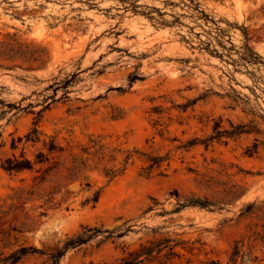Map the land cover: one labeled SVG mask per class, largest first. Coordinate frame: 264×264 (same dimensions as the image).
Returning <instances> with one entry per match:
<instances>
[{"label": "rangeland", "instance_id": "obj_1", "mask_svg": "<svg viewBox=\"0 0 264 264\" xmlns=\"http://www.w3.org/2000/svg\"><path fill=\"white\" fill-rule=\"evenodd\" d=\"M2 42L37 59L0 57V199L30 178L2 162L36 151L25 142L36 124L62 144L101 134L143 154L107 185L88 171L96 189L105 185L95 204H83L91 192L76 182L33 231L0 225V255L21 244L61 247L98 227L125 234L102 232L61 264H110L158 241L163 251L141 264H228L234 241L264 224V0H0ZM239 124V136L196 140ZM147 155L167 158L146 174ZM225 185L236 193L219 206L175 211L186 197L216 200ZM171 246L176 254L165 256ZM253 253L264 264L262 242Z\"/></svg>", "mask_w": 264, "mask_h": 264}, {"label": "trees", "instance_id": "obj_2", "mask_svg": "<svg viewBox=\"0 0 264 264\" xmlns=\"http://www.w3.org/2000/svg\"><path fill=\"white\" fill-rule=\"evenodd\" d=\"M34 54L29 51L16 50L11 42L0 44V57L12 60L19 57L27 60L28 58L35 59ZM244 132H246V125L239 124L233 125L232 130L218 129L215 135H211L203 141L196 140L208 145L210 141L220 139L224 135L239 136ZM22 139L23 137H20L18 141ZM25 142H31L33 145L40 144V146L32 155L22 151L20 155L7 156L2 162L4 170L11 174H30V178L26 176L21 179L22 185L13 188L11 193L0 199V225L9 223L8 230L3 229L4 233L14 231L18 234H25L33 231L40 218L47 215L50 208L59 207L76 193L69 189V185L76 182L81 185L80 191L91 192L85 197L83 204L97 203L105 185L122 175L136 154H143L138 149L129 150L113 146L101 134H92L86 142H80L76 145L72 143L62 144L56 136L44 134L37 124L26 134ZM13 144L15 147L16 141ZM120 155H124L121 160L119 159ZM147 156L151 163L146 167V174H150L154 166H161L167 158L165 156ZM96 170L101 171L107 177L106 184L97 189L94 187L95 184L87 178L88 171ZM84 178H86L85 181ZM235 193L233 186L225 185L218 192L216 200L209 197H186L184 201L178 202L175 211H180L187 206L202 208L219 206L228 197L234 196ZM58 195L60 196L56 200ZM40 199H44V202L35 206L33 203ZM28 203H32L30 208L27 206ZM253 206L254 204H250L248 208L251 209ZM38 207L41 210L37 214H32L31 210L35 211ZM102 232H107L104 239L120 237L125 234L124 232L116 233L115 230L110 229L84 227L82 231L64 241L61 247L45 249L35 245L21 244L9 254L2 253L0 264H18L25 257L32 255L46 256L48 264H61L62 258L69 249L89 242ZM254 242L264 244V224L254 223L250 225L248 233L234 241L229 253L228 264H259V257L253 253ZM163 243L158 241L152 242L150 245L142 244L138 251L123 256L110 264H141L144 259L154 254H160L164 249ZM173 248L174 246H171L170 253L165 254V256L176 254ZM210 264H221V262L212 260Z\"/></svg>", "mask_w": 264, "mask_h": 264}]
</instances>
